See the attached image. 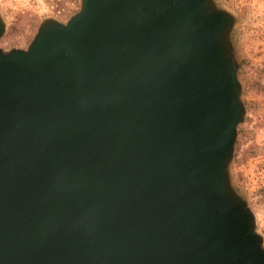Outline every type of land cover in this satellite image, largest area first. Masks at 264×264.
<instances>
[{
    "label": "water",
    "instance_id": "water-1",
    "mask_svg": "<svg viewBox=\"0 0 264 264\" xmlns=\"http://www.w3.org/2000/svg\"><path fill=\"white\" fill-rule=\"evenodd\" d=\"M235 21L215 0H80L0 47V264H264L230 175Z\"/></svg>",
    "mask_w": 264,
    "mask_h": 264
},
{
    "label": "rangeland",
    "instance_id": "rangeland-1",
    "mask_svg": "<svg viewBox=\"0 0 264 264\" xmlns=\"http://www.w3.org/2000/svg\"><path fill=\"white\" fill-rule=\"evenodd\" d=\"M215 1L236 18L232 42L246 107L230 164L231 181L248 201L264 239V0ZM79 8L80 0H0L6 27L0 47L25 48L43 19L65 22Z\"/></svg>",
    "mask_w": 264,
    "mask_h": 264
}]
</instances>
